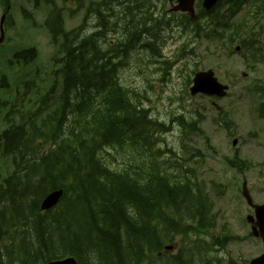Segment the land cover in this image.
Returning <instances> with one entry per match:
<instances>
[{
    "label": "trees",
    "instance_id": "obj_1",
    "mask_svg": "<svg viewBox=\"0 0 264 264\" xmlns=\"http://www.w3.org/2000/svg\"><path fill=\"white\" fill-rule=\"evenodd\" d=\"M98 15L105 26L100 33L81 42L77 35L63 37L60 59H52L58 74L46 81V103L30 119L40 116L41 129L19 123L7 134L10 166L0 163V264L68 256L78 264H151L166 242L164 214L173 204L183 208L188 196L178 182L168 186L154 164L157 155L146 151L154 141L134 92L124 85L134 80L123 73L131 75L128 60L138 40L157 36L160 24L148 27L138 18L124 40L111 45L106 16ZM121 15L131 17L128 8ZM58 189L65 190L60 205L42 212V198Z\"/></svg>",
    "mask_w": 264,
    "mask_h": 264
},
{
    "label": "flooded vegetation",
    "instance_id": "obj_2",
    "mask_svg": "<svg viewBox=\"0 0 264 264\" xmlns=\"http://www.w3.org/2000/svg\"><path fill=\"white\" fill-rule=\"evenodd\" d=\"M25 1L28 4L27 0ZM177 1L152 0V6L157 15L172 16L176 15L172 9ZM78 2L79 0H34L35 8H38L36 19L27 9L22 8V12L31 18V25L40 26V31L57 34L64 27H69V23L74 20L72 12L75 6L78 7ZM81 2L83 32L81 35L86 36L84 32L88 26H92L93 30L101 29L96 10L106 16V20L109 19V27L116 30L121 28L124 0ZM49 6H52V10L48 9ZM134 7L139 8L138 0H134ZM70 8L73 9L72 12ZM191 8L194 12L192 18L195 19L192 28L199 31L200 43L203 41V30H209L207 28L209 17L216 22L211 26L213 35L211 42H218L221 23L228 21L227 38L220 42L228 48L225 59L228 60L230 69L227 92L231 111L226 115L221 111L218 119L222 120L225 117L227 127L223 128L216 124L219 132L213 136H219L220 132L224 131L228 151L222 153L213 146L211 159L215 160L216 164L221 160L222 164L227 166L231 182H237V185L225 183L223 179L219 184H214L219 191L218 196L230 198L234 205L228 221L237 234L242 235V237L237 235L238 240L248 246L250 241L254 240L261 246L263 252L260 255H263L264 243L260 237L254 235L260 234L264 226V217L259 220L256 209L258 206L264 207V0H218L210 8H206L205 0H193ZM234 61L241 65L239 69L233 64ZM249 145L258 147L260 153L251 156L246 152L251 148H247ZM217 213L219 216L223 214V212ZM221 230H223L221 235L215 233L213 237H207L203 242L214 254L211 262L205 259L204 264H249V260L243 263L240 258L238 262L230 259L224 248L230 242H226L224 233H234L231 232L228 224Z\"/></svg>",
    "mask_w": 264,
    "mask_h": 264
},
{
    "label": "rangeland",
    "instance_id": "obj_3",
    "mask_svg": "<svg viewBox=\"0 0 264 264\" xmlns=\"http://www.w3.org/2000/svg\"><path fill=\"white\" fill-rule=\"evenodd\" d=\"M137 9L141 10V8L132 7V13H134ZM2 13L3 7L0 6V17ZM136 16L137 15L134 13V19ZM123 21L127 24L130 23L129 18H123ZM81 23L82 15L72 20L69 23V28L75 29L79 27ZM172 32H174V30L159 31L156 36V38L159 37L158 39L160 41L167 35L164 46L161 48L160 52L164 58H160L158 55L159 44L156 43V38L154 39L155 45L152 48H142L141 51L137 53L138 60L134 64V80L131 81L134 82V94H141L143 97L148 99H143L142 101L148 106V108H150L156 118H158V116L163 118L166 117L165 122L172 126V132L170 135H167L168 137L166 139L163 138L159 145L164 148L168 147L169 149H172L176 152L179 158H182V161H186L187 159L190 160L188 165L190 168L195 170V174L197 176V180L195 182L200 183L207 190H209L212 201H214L215 206L217 204V209L215 207V211L221 213L223 210L226 214V219H229L231 218V213L234 208V205L231 203V199L227 198L218 202V199L212 193L211 188L215 187L214 183L219 184L221 179H223L225 183L233 186H236L237 182H231V176L228 175L221 160H218L216 164V161L211 159L212 156L208 153V150H206L205 143L202 139L196 137L191 139L190 137L184 144L181 140V130L178 128V125L176 124L177 122H175V120L182 115H185L186 118L190 120L191 116H195V112L203 106L208 107V110L204 113L209 112V104L207 100L202 99L201 97L190 98L188 96L190 87L188 81L193 76L192 72L202 68H214L217 70L219 77L223 81L229 83V62L225 59L226 56L224 51L218 42L202 41V43H200L197 39L196 45L190 44L188 48L189 52L187 53V50L182 49V47L186 48L185 45L189 44V41L192 40V38L185 33L183 36H179L177 34L172 36ZM9 35L11 38L15 37V41H20L21 36L17 37L16 33L11 32ZM107 38L110 41H117L118 37L115 33H112L108 35L106 39ZM19 48L20 45L17 46L15 42L3 44L0 47V101H13V98L17 93L16 85H18L21 81L27 80L28 72L30 70L33 71L35 68L34 64L26 71L15 76V78L13 72L15 71V68H19V66L15 65L12 70H9V68L7 70L8 65L5 62L12 60L14 54ZM40 48L43 58L42 65H38V67L46 69L47 62L53 55L54 49L48 48L44 44H40ZM174 60H182V62L175 64L170 70V75L166 76L162 69H166L167 65L164 66L163 63H171ZM233 64H236L237 69L241 66L236 61H234ZM124 76L131 78L127 74H124ZM228 102L229 98L223 100L221 105L227 107ZM161 121L164 120L161 119ZM203 129L208 135H210L211 144L219 152L225 153L228 151V142L224 133L213 137V129L211 126L204 125ZM249 147H251V145L247 148ZM187 151L191 152V156H188ZM201 151H204L206 157L208 158L204 162L203 168L197 163L195 164L196 161L194 159V156L201 155ZM260 151L261 150L258 147H251L246 150V152L250 153L251 156L258 155ZM187 211L192 222L196 223L198 221V211L195 210L191 204H189V209ZM233 233H236V231H233ZM261 250V246L252 241L249 246L248 244L231 245L228 252L234 259L240 258L247 260L248 258L251 259L255 257ZM194 256L195 264H201L198 256L195 254ZM211 257L214 258V254H212Z\"/></svg>",
    "mask_w": 264,
    "mask_h": 264
},
{
    "label": "water",
    "instance_id": "obj_4",
    "mask_svg": "<svg viewBox=\"0 0 264 264\" xmlns=\"http://www.w3.org/2000/svg\"><path fill=\"white\" fill-rule=\"evenodd\" d=\"M207 2H211V0L210 1L207 0ZM209 81H210V75L198 76L197 80H196V89H197V91H199L201 89V87H204L205 86L204 84L208 83ZM202 91L211 93L212 90H211L210 86L207 85V86H205L202 89ZM62 195H63V191L62 190L54 192L43 203V209L47 210V209H50L53 206H55L58 203V201L60 200V198L62 197ZM50 264H76V262L73 259H69V260H66V261L53 262V263H50Z\"/></svg>",
    "mask_w": 264,
    "mask_h": 264
}]
</instances>
